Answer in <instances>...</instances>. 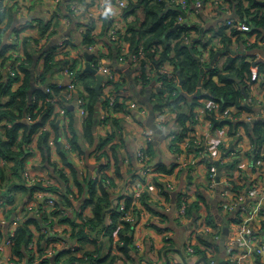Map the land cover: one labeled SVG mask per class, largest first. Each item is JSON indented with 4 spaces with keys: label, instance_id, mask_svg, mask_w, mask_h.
Wrapping results in <instances>:
<instances>
[{
    "label": "built area",
    "instance_id": "1",
    "mask_svg": "<svg viewBox=\"0 0 264 264\" xmlns=\"http://www.w3.org/2000/svg\"><path fill=\"white\" fill-rule=\"evenodd\" d=\"M27 1L35 5L41 0ZM94 1H49V12L51 13V17L48 19L50 21L49 32L53 33L52 35L62 32V38L57 42V59L68 55L70 63L56 71L52 82H47L43 86L48 93L52 94L48 97V101L55 103L56 106L50 120L29 144L30 155L25 160V168L22 172L25 185L29 188L36 187L33 196L37 202L26 198L15 216L13 215L8 220L6 212L12 209L13 205L7 199L2 198L3 195H0V213L4 214L1 224L6 225L15 220V226L10 230L0 227L2 229L0 231V264H42L43 257L39 248V240L48 229H50L48 233L53 238H60L59 243L71 252L82 251L86 246L78 239H72L71 223L61 221V216L64 214L55 213L56 210H59L57 200L60 195H63L66 187L72 189L70 198L73 200V205L67 208L62 207L64 213H68L74 217L75 222H79L92 216L93 210L90 205L86 206V190L83 195L80 194L71 167L64 164L61 155L56 151L55 130L51 124V120L56 121V124L59 121L57 124L59 128H66L70 122L69 112L71 113L68 106L74 104L79 120L78 125L83 128L82 123L89 114V92L79 83V72L85 69L87 62L85 51L94 53L91 63L97 68L98 73L104 75L101 85L102 102H108L109 106L108 109L101 108L100 118L105 119L109 112L108 115L121 119L124 135L126 137L128 135L129 140L130 136L136 140L135 152L132 155L126 146L121 148L122 170L124 173L127 172L124 176L117 175L112 155L109 158L110 165L106 168L107 175H103L102 168L95 161V156L91 157L95 162L92 169L86 157L73 147L69 136L62 135L61 141L82 178L89 175L93 179L104 177L106 185L112 192L115 211L120 212L121 219L132 225L129 244L138 253L141 250L149 249L150 258L154 264H165L160 255L161 250L157 246V239H160L163 246H168L163 255L168 260V264H222V260H225L224 264H264V140L254 144L244 125H240L233 133L229 123L218 125L212 116L214 114L217 120H247L252 123L256 118L264 116V109L257 108V112L254 113L230 105L224 110H220L219 102L202 98L201 103L194 108L196 123L192 124L189 120L187 124L190 129L186 131L181 140H176L178 128L176 113L169 106H164L157 111L153 108L154 123L159 131L164 132L168 137L170 148L175 154L174 170H160L162 158L159 159L157 154L153 157L149 153V143L154 141L153 135L157 132L146 121L150 116V109L147 104L135 97L134 93L132 94L133 90L130 88L127 72L117 68L114 61L116 59L121 66L130 69L133 77H139V85L141 84L143 87L145 85L146 89L151 87L148 86L151 76L156 78V86L151 87V102L152 94L157 93L164 84L162 76L178 79L174 64L169 59L155 64L154 59L149 56V52H153L156 59L160 58L164 46L157 49L155 46L146 48L141 44L138 49H132L130 41L132 32L129 30V23L133 16L127 18L124 14V9L128 6L127 0L100 1L97 11L90 8L92 3H95ZM172 1L181 5L182 10H185L187 14L190 13L193 18H197L201 9H205L207 6V2L204 0H195L193 9L189 7L188 0ZM211 1L213 5L216 4L217 7L226 11V24L229 33L232 30L237 31L239 36L245 37L244 41L248 44L259 41L256 33L248 34L252 26L235 14L230 2L227 0ZM7 5L3 4L0 7V17ZM108 7H111L112 11L106 14L108 25L106 31L101 34L97 32L95 18L98 17V14L105 16L104 10ZM21 11L23 13L26 9L22 8ZM183 19L180 17L179 22H182ZM91 23L95 24L92 33L97 36V40L92 44H86L85 35ZM5 24L6 21L0 23V26ZM33 25V29L39 28L38 22L27 23V26ZM49 32L44 35L39 33L36 36L28 37L39 52H42L48 44V40L50 41ZM21 33L19 25L15 30L11 29L9 32L11 46L8 49L10 51H7L6 54L9 58L5 63V69L11 76L17 75L20 64L26 58L25 40L28 38L21 36ZM235 35L237 36V34ZM3 37V33L0 32V44L3 43ZM186 41L190 42V39L187 38ZM259 42L263 43L261 40ZM218 44L220 45L219 41ZM19 46H21V50H19ZM235 50L238 52L237 49ZM210 53L211 49L209 48L202 56V60L206 63L210 62ZM73 60H78L75 67H71ZM44 64L45 58L42 57L38 76L43 74ZM144 73L146 74L145 78ZM125 78L129 80V86L126 87L125 84L119 86L118 83ZM252 78L262 81L263 73L254 70ZM51 83H55V87ZM19 85L18 81L14 83L15 87ZM254 97L258 99L256 95ZM36 98L38 99L37 95L33 96L30 98V102L34 103ZM252 99V97L245 98L244 102L249 103ZM118 103H124V106L116 109ZM25 118L28 121L34 120L30 113ZM199 122L205 123L206 126L199 125ZM108 125L107 123L100 124L99 129L102 134ZM44 130L52 131L49 139V144L52 147L51 158L65 173L68 182L64 181L60 174L55 173L54 166H47L44 161L38 147L39 135ZM232 145L235 146V149L233 151L229 149L231 152H228L227 149ZM258 151L261 156L255 158L253 154ZM109 159L104 158L103 163H108ZM217 160L223 165L220 174L216 164ZM233 163H235L234 166L230 167ZM14 164L13 160L0 156V167L8 169ZM48 167L52 168L54 173H51ZM176 169L177 172H175ZM219 175L220 179L218 180ZM198 190H202L206 195L207 202H201L200 210L192 217L189 208L199 200ZM174 191H176V196L173 199ZM145 194L148 195L152 207L157 211L151 212L143 204L141 197ZM180 196L181 198H179ZM130 199H132L131 204L128 202ZM42 214L46 215V225L38 227L33 223L29 224L32 238L28 242V251L24 256L19 255L14 250L16 229L28 216H41ZM142 216H144L143 220ZM168 218L180 220V224L186 226L190 238L176 243L173 240ZM209 218L212 219V222L208 220ZM106 222L107 224L113 223L112 213L107 215ZM144 224H147L160 236L158 238L149 237L150 240L146 243L142 230ZM225 228L228 229V232L223 251L219 248ZM85 229L88 231L89 227L87 226ZM88 237L95 240L92 234H89ZM111 240V249L107 251L108 258H114L115 264H124L125 254L118 248V229L114 231V237ZM82 257L83 259H76L67 264H91L92 259L85 254ZM203 257H205L204 260L201 259ZM99 258L102 256L97 254L96 259ZM57 264L64 263L60 261Z\"/></svg>",
    "mask_w": 264,
    "mask_h": 264
},
{
    "label": "trees",
    "instance_id": "2",
    "mask_svg": "<svg viewBox=\"0 0 264 264\" xmlns=\"http://www.w3.org/2000/svg\"><path fill=\"white\" fill-rule=\"evenodd\" d=\"M188 1L189 7L193 9L195 0ZM204 1L209 2L211 0ZM227 1L231 3L235 14L239 18L245 19L252 26L248 34L252 35L256 33L259 41L264 40V6L255 3L254 0H246L245 4V0ZM3 2L4 0L0 2V7L3 5ZM127 2L128 6L124 9V14L127 18L133 16V19L129 23V30L132 32L130 37L132 49H138L141 44L145 45L146 48L155 46V48L159 49L162 43L164 48L160 58L156 59L153 52H149V56L154 59L155 64L167 59L174 64L178 79L170 78L166 75L162 76L164 84L158 89L157 93L152 94V102L153 108L156 111L164 106H169L176 113L178 122L176 140H181L185 136L186 131L190 129L187 124L189 120L192 124L196 123L194 108L201 103L202 98L219 102L220 110L234 105L247 111L257 112V109L253 110L249 107L250 103L244 102L247 94H249V87L254 80L252 78L254 63L246 58L247 55L243 56L240 60L239 58H232L230 55L231 51H228V46L232 45L235 39L244 43L243 39L245 37L239 36V33L235 30L229 33L226 20L222 25L210 28L206 32L207 34H204L203 31H200L198 24L189 22L186 19L187 13L185 10H182V6L172 0H127ZM138 3L140 7H137L136 4ZM19 9L20 5L14 0L13 3L8 4L4 11L1 12L0 23L6 21L4 26H0V32L3 35L9 33L11 29L16 28L14 21ZM138 9H143V17L138 13ZM104 15L108 19L107 15ZM180 17L184 18L180 22L181 25L176 30L168 31V29L173 28L179 22ZM38 25L40 34L44 35L49 31L50 21L41 19ZM107 25L108 21L106 22L104 32L107 29ZM94 28L95 24L91 23L85 35L86 44H92L97 40V36L92 33ZM193 32L195 34H192ZM187 38L190 39V42L186 41ZM36 40L39 41V39ZM218 41L222 46L218 44ZM259 41H255L249 45L250 49L253 50L259 47L261 50H264ZM192 42L193 44H191ZM10 46L11 44L8 43L0 44V156L13 160L15 164L8 169L0 167V189L5 185L13 183V186L16 184L17 186L15 187L17 188H10V190L25 189L30 193L28 198L32 199V194L36 187H27L22 178L25 160L30 155L29 144L32 143L39 130L50 120L56 106L55 103L48 101V97L52 94L48 93L43 86L47 84L49 77L54 78L56 71L64 67L65 64L70 63V58L66 55L62 59H57L58 45L51 40L45 49L39 52L33 46L31 39L28 38L25 40L26 58L20 64L17 75L11 76L10 73L4 70L5 63L9 58L6 53ZM209 48L211 49L210 62L206 63V61L202 60V56ZM222 55H225L226 59L223 63H220L219 60ZM249 55L251 56L252 54ZM42 57L45 58L44 72L41 76H38V71L33 73L31 65L35 61L39 64ZM72 63L71 67H75L78 60H73ZM202 65L205 66L207 71L200 84ZM258 67L259 71L263 73V80L261 82L264 87V60L259 63ZM236 75H238L237 78H235ZM143 76L145 78L146 74L144 73ZM17 81L20 82V85L15 87L14 83ZM96 82V74L85 69L79 72V83L89 92V114L82 123L83 128L79 127L78 116L73 114L72 111L71 113L69 112L70 122L64 129L59 128L56 121L51 120L52 127L55 130L56 151L61 155L64 164L71 167L79 186L80 194L83 195L86 190V206H91L93 215L87 220L82 219L79 222H75L74 217H71L68 213H64L62 207L67 208L73 205V200L70 198V193H72L70 187H66L63 195H60L57 200L59 210H56L55 213L64 214L61 216V221L71 223L73 229L72 239H78L82 244L87 245L89 240V243L93 242V240L89 239V234L93 235L104 230L107 235L113 238L114 231L118 229V248L125 254L124 264H154V261L150 257H146L145 255L136 256L134 251H131L134 250L132 245H130L132 247L130 251L124 246L126 237L132 234V225L130 222L121 219L120 212L115 211L112 203V192L106 185L104 177L102 179H93L89 175L82 178L77 166L70 160V156L61 141L62 135H67L73 147L79 150L80 154L84 155L87 160L95 156V161L102 168L103 175H107L106 168L110 165L109 158L111 155L115 160L117 175L124 176L127 173L126 171L124 173L122 170L123 156L121 148L125 146L123 121L108 115L109 112L105 119L102 120L100 118L101 108L108 109L109 103L102 102L103 91L97 92L95 87ZM134 83L139 85L138 76L134 77ZM51 84L55 87V83ZM123 84L128 87L129 80L125 78L118 83L119 86ZM145 88L144 85L142 91L144 94H146ZM36 95L38 99L36 98L34 103L30 102V98ZM122 106H124V103H118L116 109H120ZM29 113L34 118L33 121H28L25 118ZM212 116L214 117V122L218 125L229 123L233 133L240 125H244L254 144L264 140L263 116L256 118L252 123L247 120H217L214 114ZM106 123L109 125L102 134L99 129L100 124L104 125ZM94 126H96V132L94 131ZM51 132V130H44L39 135L38 147L47 166H54L55 173L57 175L60 174L61 178L68 182L65 173L51 158L52 147L49 144ZM229 149L230 147L227 151L231 152ZM156 150L154 141H150L149 153L151 156H156ZM253 156L259 158L261 155L258 151ZM104 158L109 159V162L103 163ZM234 164H231L232 166L230 167H233ZM174 168L175 164L169 165L162 162L159 169L162 171H173ZM1 193L0 191V195H3ZM198 196L199 200L194 202L189 208L192 217L200 210V203L203 201L207 202L206 195L202 190H198ZM8 198L9 201L13 202L14 198L12 195L8 194ZM141 200L151 212L157 211L152 207L147 194L143 195ZM128 202L131 204L132 199ZM17 209L18 207H15L6 212L8 220H10ZM109 213H112V224H107L106 222ZM40 217L30 215L16 229L14 250L19 255L24 256L28 251V242L32 238V230L29 224L33 223L39 227L41 219L43 221L46 220V215L42 214ZM208 220L212 222L211 218ZM87 226L89 227L88 231L85 229ZM42 238L43 236L39 240V248L43 246L41 242ZM167 248L168 246L164 245L160 251L165 264H168V260L163 255ZM67 252H69L68 249L62 251V253ZM57 258H60V256ZM113 259L110 260L113 262ZM102 261V259H94L91 261V264H101Z\"/></svg>",
    "mask_w": 264,
    "mask_h": 264
},
{
    "label": "crops",
    "instance_id": "3",
    "mask_svg": "<svg viewBox=\"0 0 264 264\" xmlns=\"http://www.w3.org/2000/svg\"><path fill=\"white\" fill-rule=\"evenodd\" d=\"M13 1L14 0H4L3 4H11V2L13 3ZM32 1H36V0H32ZM49 1L50 0H41V1L37 2L35 5H32L27 0H16V2H18V4L20 5V9H19L18 15L14 21V26L17 27L19 25L20 32H22L21 36H24V38H28L30 36H36L40 33L39 28L33 29L34 25L33 26H27V23L39 22V20H41V19L48 20L51 17V13L49 12V7H50ZM100 1H103V0H95L94 1L95 3H92L90 8L92 10L97 11V7L99 6ZM107 1L111 2V0H107ZM246 2L247 1L245 0L244 4ZM209 3L211 6L207 7V9L202 8L201 12L198 14L197 18H193L190 13L187 14V16H186V19L189 20V22H195L196 24H198L200 31H203L204 34H207L206 32L208 30H210V28H216L217 26L222 25L225 22L226 16H227L226 11L217 7L216 4L213 5L212 1L207 2V5ZM137 7H140V5H137ZM22 8L26 9V11H28V12L24 11L22 13V11H21ZM138 13L142 17L144 16L143 9H138ZM107 21L108 20L106 19L105 16H103V14L102 15L98 14V17L95 18L97 32H99L101 34L104 33L103 31L105 29V25H106ZM15 29L16 28H13V30H15ZM197 33H199V32H197ZM52 34L53 33L49 32V36H48V38L52 42L57 43L61 40L62 32H59V33L54 34V35H52ZM193 34H195V32H193ZM2 41H3V44H6V43L10 44L9 42H11V36L9 35V33L4 34ZM262 41H263V43H260V44H261L262 48H264V40H262ZM48 43H49V40H48ZM249 45H251V44H248V42L244 41V43H243V41H238L235 39L233 41V44L230 45L231 50L236 51L235 49H237L238 51H241V52L238 55H235L233 52H231L230 55L232 56V58H239V60L243 56L247 55L246 58L248 60H251L254 63L253 67H252L253 68L252 73H253L254 70L259 71L258 65L262 60H264V50H261V48H259V47L251 50ZM160 46H164V45L161 43ZM20 47L21 46H19V50H21ZM113 49H115V48H113ZM9 51L10 50H8V52ZM226 52H228V51H226ZM226 52H224V53H226ZM249 54H252V55L250 56ZM225 59H226V56L222 55L220 57L219 61L224 62ZM31 68H32L33 73H35L39 69V64H37V62L35 61L31 65ZM4 70H6V69H4ZM206 71H207V69L205 70V73H206ZM205 73H204V75H205ZM252 83L253 84H251L249 87V91H248L249 94H247V97H246L248 99L250 97L253 98L249 102L250 103L249 107L253 110H256L257 108L264 109V94H263V88L264 87L262 85V82H261V80L257 79V80H253ZM134 85H135V88L137 89V91L131 88V90H133L132 94L134 93L135 97H137L141 102L147 104L146 102H144L140 98V95L145 96L148 94L147 89L145 88L146 94H144L142 92L144 87L141 84L140 85L134 84ZM148 86H151V87L156 86V78L154 76H151L150 83ZM138 94H140V95H138ZM254 95H256L258 99H256L254 97ZM149 99H150V103L152 104V107H153V103L151 102V97ZM149 109H150V114H151V108L149 107ZM199 125L206 126V124L202 123V122H199ZM153 136H154V139H153L154 144L157 148V150H156L157 157L159 159L162 158L164 163H167L169 165L173 164L175 161V154H174L173 150L170 148V143L168 141L169 140L168 137L165 136L164 132H162V131L155 132ZM127 137H128V135H127ZM127 137L125 136V146L129 150V152L132 153V155H134L136 140L132 139V136H130V140L128 139L129 137L128 138ZM89 163L93 169V166L95 164L94 160L89 159ZM4 168H6V167H4ZM48 169L51 173H54L52 168L48 167ZM222 169H223V165H221V170ZM175 172H177V169ZM15 186H17V185L15 184ZM15 186H13V183L11 185H5L0 189V191L2 192L1 194H3L2 198L7 199V201L13 205V209L15 207H18V209H19L20 206L22 205L23 201L26 198H28L30 193L27 192V190H25V189L24 190L23 189H12V190H10V188H17ZM8 194H11L12 197L14 198L13 202L9 201ZM17 210L13 213L14 216L17 213ZM38 217L41 218L40 216H38ZM3 218H4V214L0 213V227L1 228H4L5 230H10V229H12V227L15 226V224H14L15 220L13 221L14 217L12 219L13 222L6 224V225L1 224V220ZM143 219H144V216H142V220ZM168 220L170 222V229L172 231L173 240L176 243L183 242L184 241V239H182L183 230H184V228H186V226L179 225L178 223H176V220H174V219L168 218ZM39 225L42 227V226H45L46 223H45V221H43L41 219V223ZM36 226H38V225H36ZM1 228H0V231H2ZM49 230L50 229H48L46 233L42 234L43 238H42L41 242H42L43 246L40 247V250L42 251L41 254L43 257V260H42L43 264H57V262H60V261H63L64 264H67V263L74 261L76 259H83L82 256L84 254L92 260L96 259V256L98 254V256H102V258H99V259L103 260L101 264H110L109 263L110 259L107 256V251L111 249L112 240H111V238H109V235H107L104 230L99 232V233H94L92 236L94 237L95 240H93V242H91V243H89L90 242V240H89V242H87L88 244L86 246H84V249H82V251H77V252L69 251L67 253H62V251L65 250L66 248L63 247V244L59 243L60 238H53L51 236V234L48 233ZM142 230L144 233L143 238H144L146 243L150 240L149 237L158 238L160 236L157 232L152 230L147 224L143 225ZM186 230H187V228H186ZM157 246H159V250H161L163 243L160 241V239H157ZM129 247H127V248L130 251L132 247L131 246H129ZM146 247H147V245H146ZM131 251H134L136 256L145 255L146 257L147 256L151 257L149 249L141 250L140 253L135 251V249L131 250ZM59 256H60V258H57ZM152 258H154V257H152ZM154 259L156 260L157 258H154Z\"/></svg>",
    "mask_w": 264,
    "mask_h": 264
},
{
    "label": "water",
    "instance_id": "4",
    "mask_svg": "<svg viewBox=\"0 0 264 264\" xmlns=\"http://www.w3.org/2000/svg\"><path fill=\"white\" fill-rule=\"evenodd\" d=\"M1 1H2V0H0V2H1ZM254 2L264 6V0H254ZM136 5H139V3L136 4ZM180 25H181V23H180V22H177V23L175 24V26H174L173 28L168 29V31H170V30H176ZM191 44H193V42H192ZM227 49H228V51H231V52H233L234 54H237V53H240V52H241V51L236 52V51H234V50H231V47H230V46H228ZM85 57H86V59H87L85 70L90 71V72L96 74V76H97V82H96L95 87H96L97 92L100 93V92H101L102 81H103V79H104V75L98 73V72H97V68H95V67L92 65V63H91V60H92L93 57H94V53H91V52H89V51H85ZM114 65H115L117 68L124 69V70L127 72V74H128V78H129V80H130V88H132V89H134V90L137 91V89L135 88V85H134V84H135V83H134V77L132 76L130 69L125 68L124 66H121V65L118 63V61H117L116 59H115V61H114ZM205 70H206L205 66L202 65V67H201V75H200V80H199V83H200V84L202 83V79H203V77H204ZM237 77H238V75L235 76V78H237ZM47 82H52V78L49 77ZM32 93H33V92H32ZM147 93H148V94L145 95V96L140 95V94H138V95H140V98H141L144 102H146L147 105L151 108V114H150V116L147 118V123H148L153 129H155L156 131H159V128H158L157 125L154 123V110H153L152 104L150 103V99H149V98H150V93H151V87H148V88H147ZM198 94H199V93H198ZM68 108L72 111L73 114H76V112H75V105H74V104H69ZM57 124H59V121H58ZM94 131L96 132V126H94ZM234 148H235V146L232 145L230 149L233 150ZM216 164H217V166H218V170H219V174H220V171H221V163H220L219 160H217V161H216ZM219 179H220V175L218 176V180H219ZM175 196H176V191H174V192L172 193V198L174 199ZM227 232H228V229L225 228L224 231H223V234H222V236H221V239H220V249L223 250V251L225 250V240H226ZM130 239H131V236L128 235V236L126 237L125 242H124V246H125V247H129V246H130V244H129V243H130ZM129 248H130V247H129ZM201 259L204 260L205 257H203V258H201ZM224 262H225V260H222V264H224Z\"/></svg>",
    "mask_w": 264,
    "mask_h": 264
},
{
    "label": "rangeland",
    "instance_id": "5",
    "mask_svg": "<svg viewBox=\"0 0 264 264\" xmlns=\"http://www.w3.org/2000/svg\"><path fill=\"white\" fill-rule=\"evenodd\" d=\"M209 6H211L210 3L206 6L205 9H207V7H209ZM52 32H53V31H52ZM88 162H89V160H88ZM32 201H36V202H37V199L34 198L33 194H32ZM179 221H180V220H176V223H178L179 225H181ZM189 238H190V236H189V232L186 230V228H184L182 239H184V240L186 241V240H188ZM122 255H123V253H122ZM124 258H125V256H124ZM111 262H112V261L110 260L109 263H111ZM113 263H114V261H113L111 264H113ZM114 264H115V263H114Z\"/></svg>",
    "mask_w": 264,
    "mask_h": 264
},
{
    "label": "clouds",
    "instance_id": "6",
    "mask_svg": "<svg viewBox=\"0 0 264 264\" xmlns=\"http://www.w3.org/2000/svg\"><path fill=\"white\" fill-rule=\"evenodd\" d=\"M111 11H112L111 7H108L107 9L104 10V14H107L108 12H111Z\"/></svg>",
    "mask_w": 264,
    "mask_h": 264
}]
</instances>
